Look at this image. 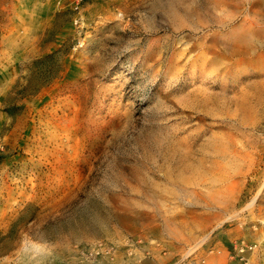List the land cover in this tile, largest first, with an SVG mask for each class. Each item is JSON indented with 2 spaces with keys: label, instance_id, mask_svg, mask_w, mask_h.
Here are the masks:
<instances>
[{
  "label": "rangeland",
  "instance_id": "1",
  "mask_svg": "<svg viewBox=\"0 0 264 264\" xmlns=\"http://www.w3.org/2000/svg\"><path fill=\"white\" fill-rule=\"evenodd\" d=\"M232 1L0 0V264H240L264 0Z\"/></svg>",
  "mask_w": 264,
  "mask_h": 264
},
{
  "label": "built area",
  "instance_id": "2",
  "mask_svg": "<svg viewBox=\"0 0 264 264\" xmlns=\"http://www.w3.org/2000/svg\"><path fill=\"white\" fill-rule=\"evenodd\" d=\"M70 8L77 10L84 0H64ZM244 235L232 239L229 243V256L240 264H252L256 258L264 260V233L261 228L264 222L258 221L246 225L244 222L237 223ZM261 231V232H260Z\"/></svg>",
  "mask_w": 264,
  "mask_h": 264
},
{
  "label": "bare ground",
  "instance_id": "3",
  "mask_svg": "<svg viewBox=\"0 0 264 264\" xmlns=\"http://www.w3.org/2000/svg\"><path fill=\"white\" fill-rule=\"evenodd\" d=\"M233 1H234V0H233ZM233 1H232V2H233ZM241 1H242V0H241ZM244 1H247V0H244ZM214 2H217V3H218V1H214ZM235 2H236V1H235ZM220 3H221V2H220ZM222 3L225 5V3H224L223 1H222ZM233 3H234V2H233ZM238 3H239V2H238ZM245 3H246V2H245ZM250 3H251V8L248 9V14H250V13H252V12L255 13V12L257 11V10H256L257 7H258V9L261 10V8H259V5H260L261 3H259L258 0H253V1L251 0ZM215 4H216V3H215ZM228 4H229V3H228ZM219 5H220V4H219ZM229 5H230V4H229ZM234 5H235V4H234ZM240 5H241V3H240ZM248 5H249V4H248ZM228 7H229V6H228ZM234 7H235V6H234ZM237 7H238V6H237ZM253 7H254L255 9H253ZM260 7H261V6H260ZM225 8H226V7H225ZM244 8H245V7H244ZM227 9H228V8H227ZM229 9H231V8L229 7ZM240 9H241V8H240ZM236 10H237V9H236ZM222 11H224V9H223ZM232 11H233V10H232ZM240 11H241V10H240ZM246 11H247V10H246ZM246 11H245V12H246ZM224 12H225V11H224ZM243 12H244V11H243ZM222 13H223V12H222ZM233 13H234V12H233ZM237 13H239V12H237ZM237 13H236V14H237ZM258 13H259V11H258ZM261 13H262V12H261ZM228 14H229V13H228ZM243 14H244V13H243ZM248 14H247V16L249 17ZM262 14H264V13H262ZM262 14H261V15H262ZM223 16H224V15H223ZM238 16H239V15H238ZM255 16H256V15H255ZM230 17H231V16H230ZM248 17H247V18H248ZM252 17H253V16H252ZM223 18H224V17H223ZM227 18H228V17H227ZM242 18H243V17H242ZM250 18H251V17H250ZM255 18H256V17H255ZM260 18H261V17H260ZM231 19H234V17H231ZM240 19H241V18H240ZM256 19H258V18H256ZM256 19H255V20H256ZM249 20H252V19H248V21H247V19L243 18V19H242V22H244V23L247 22V23L250 24ZM255 20H253V21L255 22ZM228 21H229V20H228ZM238 21H241V20H238ZM256 22H257V21H256ZM230 23H231V22H230ZM252 23H253V22H252ZM256 24H257V23H256ZM261 24L264 25V22H262ZM234 25H235V24H234ZM240 25H241V24H240ZM250 25H251V24H250ZM238 26H239V25H238ZM238 26H237V27H238ZM242 26L244 27L245 24H242ZM231 27H236V26H231ZM245 27H246V26H245ZM255 27H257V26H255ZM261 27H262V26H261ZM247 28H248V27H247ZM249 29H250V26H249ZM258 29H259V28H258ZM246 30H247V29H245V31H246ZM252 30H253V29H252ZM260 30H261V29H260ZM247 31H249V30H247ZM254 31H255V30H254ZM257 31H258V30H257ZM262 31H264V28H262ZM249 32H250V31H249ZM252 32H253V31H252ZM258 32H259V31H258ZM244 33H245V32H244ZM250 33H251V32H250ZM241 34H242V33H241ZM241 34H240V35H241ZM251 34H253V33H251ZM257 34H258V33H257ZM259 34H260V33H259ZM259 34H258V35H259ZM211 35H212V34H211ZM243 35L246 36V33L243 34ZM204 36H205V35H204ZM238 36H239V35H238ZM205 37H206V36H205ZM212 37H213V36H212ZM250 37H251V36H250ZM201 38H202V37H201ZM209 38H210V36H209ZM209 38H208V39H209ZM252 38H253V36H252ZM204 39H205V38H204ZM206 39H207V37H206ZM208 39H207V40H208ZM211 39H212V38H211ZM240 39H241V38H240ZM243 41H244V40H243ZM250 41H251V40H250ZM206 42H207V41H206ZM237 42H238V41H237ZM247 42H248V41H246V43H247ZM222 43H223V42H222ZM192 44H193V43H192ZM207 44H209V43H207ZM205 45H206V44H205ZM205 45H204V46H205ZM210 45H211V44H210ZM188 46H189V45H188ZM194 46H195V45H194ZM198 46H199V45H198ZM206 46H208V45H206ZM228 46H229V45H228ZM212 47H213V45H212ZM247 47H248V46H247ZM196 48H197V47H196ZM199 48H201V47H199ZM193 49H194V48H193ZM214 49H215V48H214ZM191 50H192V49H191ZM202 50H205V49L203 48ZM210 50H211V49H210ZM211 51H212V50H211ZM214 51H215V50H214ZM198 52H199V51H198ZM209 52H210V51H209ZM212 52H213V51H212ZM217 52H218V51H217ZM217 52H216V53H217ZM216 53H215V54H216ZM209 54H210V53H209ZM210 57H211V56H210ZM195 59H196V58H195ZM207 59H208V58H207ZM193 60H194V59H193ZM198 60H199V59H198ZM197 63H198V62H197ZM195 64H196V63H195ZM210 64H211V63H210ZM205 66H206V64H205ZM193 248H194V247H193ZM189 250H190V249H188V251H189ZM208 260H209V259H208ZM209 261H210V260H209Z\"/></svg>",
  "mask_w": 264,
  "mask_h": 264
},
{
  "label": "crops",
  "instance_id": "4",
  "mask_svg": "<svg viewBox=\"0 0 264 264\" xmlns=\"http://www.w3.org/2000/svg\"><path fill=\"white\" fill-rule=\"evenodd\" d=\"M238 232V234L237 235H240V236H242V235H244L245 233H244V230H242V229H240L239 231H237ZM229 237V236H228ZM252 264H264V260H261L260 258H256L253 262H252Z\"/></svg>",
  "mask_w": 264,
  "mask_h": 264
}]
</instances>
